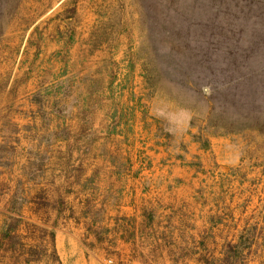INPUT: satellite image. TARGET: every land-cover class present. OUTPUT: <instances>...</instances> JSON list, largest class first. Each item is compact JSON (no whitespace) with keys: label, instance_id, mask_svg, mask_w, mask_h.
I'll return each mask as SVG.
<instances>
[{"label":"rangeland","instance_id":"374dc122","mask_svg":"<svg viewBox=\"0 0 264 264\" xmlns=\"http://www.w3.org/2000/svg\"><path fill=\"white\" fill-rule=\"evenodd\" d=\"M157 2L4 3L0 229L17 188L37 203L23 209L26 246L14 251L5 241L1 260L61 264L56 227L69 226L71 218L88 264L109 255L134 264H208L248 231L255 233L249 262L264 264V132L218 128V119L208 121L206 91L159 78L168 46L158 35ZM43 157L41 176L26 181L30 161ZM135 179L169 190L194 183L196 197L176 205L140 194L119 215L121 189ZM45 192L51 202L64 199L61 214L41 204ZM30 248L38 253L31 256Z\"/></svg>","mask_w":264,"mask_h":264},{"label":"trees","instance_id":"16d2710c","mask_svg":"<svg viewBox=\"0 0 264 264\" xmlns=\"http://www.w3.org/2000/svg\"><path fill=\"white\" fill-rule=\"evenodd\" d=\"M6 1L0 0V16ZM157 6L158 35L168 46L162 55L159 78L169 77L170 84L178 88L206 91L208 121L218 119L222 122L214 124L218 128L264 132V111L260 109L264 100V0H158ZM225 112L230 114L229 121L223 119ZM44 162V157L43 162L30 161L25 180L36 183ZM19 191L17 188L2 212L0 229V246L6 241L14 251L25 245L20 239L24 206L37 203L23 199ZM40 198L46 209H56L58 214L66 207L64 199L51 202L46 192ZM52 224L57 225L56 221ZM34 226L49 229L38 223ZM50 234L54 238V229ZM254 235L248 231L237 242H227L223 256L208 264H250ZM29 253L34 256L38 251L30 248Z\"/></svg>","mask_w":264,"mask_h":264},{"label":"crops","instance_id":"0c3cea01","mask_svg":"<svg viewBox=\"0 0 264 264\" xmlns=\"http://www.w3.org/2000/svg\"><path fill=\"white\" fill-rule=\"evenodd\" d=\"M136 181L132 182V184H128V181L124 183L121 193L122 198L120 199L121 204L119 209L115 210V212L119 215H122L125 210L123 208H128L131 205V200L133 197L138 198L140 194L146 196L149 194V198L151 201H164L165 199H173L171 201L174 204H185L186 202L191 203L195 200L196 197V185L194 183H182L181 185L172 186L170 190L164 189L163 186H153L149 185V183L144 184L143 180L135 179ZM137 182V183H136ZM112 190V189H111ZM203 188L201 187V194ZM206 195L207 193L204 192ZM153 195V196H152ZM112 194L106 195L105 203L109 206L111 203ZM202 198V195H200ZM206 198V197H205ZM116 207V206H115ZM134 211V210H133ZM126 212L130 214V211ZM132 213V212H131ZM70 225L65 227H56L58 232L56 233V242L55 248L57 253L60 255L61 264H88L89 261L86 257V247H82L80 243V228H78L72 219H69ZM102 258L98 259V262ZM0 264H10L7 261L1 260ZM98 264V263H97Z\"/></svg>","mask_w":264,"mask_h":264},{"label":"built area","instance_id":"2783aa9c","mask_svg":"<svg viewBox=\"0 0 264 264\" xmlns=\"http://www.w3.org/2000/svg\"><path fill=\"white\" fill-rule=\"evenodd\" d=\"M98 264H134V261L130 258L126 257H117L114 255H109L106 257H103Z\"/></svg>","mask_w":264,"mask_h":264}]
</instances>
